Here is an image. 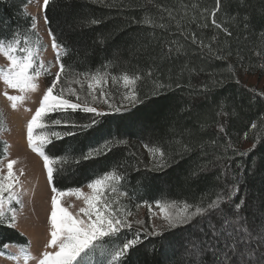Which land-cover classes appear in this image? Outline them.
<instances>
[{
    "label": "trees",
    "instance_id": "trees-1",
    "mask_svg": "<svg viewBox=\"0 0 264 264\" xmlns=\"http://www.w3.org/2000/svg\"><path fill=\"white\" fill-rule=\"evenodd\" d=\"M27 2L0 0V37H7L17 30L29 34L32 19L23 11ZM181 3L208 9L215 6V0H155V4L148 3V0H105L104 4L91 0H51L46 12L44 10V17L46 14L50 21L46 25L58 40L69 43L71 51L62 59L73 71H95L103 63L113 61L109 69L111 73H145L152 68L154 78L159 76L164 83L172 85L171 90H165L163 95L152 96L153 79L145 77L139 82L141 96L147 95L149 99L138 106V115L144 119L136 123L127 119L128 112H109L101 117L80 110L53 113L54 118L81 124L95 118L98 123L76 136L53 140L52 144L45 146L50 157H67L69 160V163L54 166L52 187L62 191L82 188L119 166L125 176L120 190L126 193L123 203L128 211H134L138 204H151L161 198L189 203L203 198L207 202L226 184H231L234 175H239L238 165L251 169V159L256 158L260 167L255 176H247V184L253 192L257 189L264 192V97L242 82L244 76L264 78V0H226V7L216 19L231 31V36L215 29L210 20L206 29L195 25L189 29L203 37L206 43L211 42L213 49L222 48L225 54L230 51L231 55H226L225 59L213 58L207 49L201 53L189 43L187 55L162 60L161 51L166 41L177 37L138 22L146 12L157 17L161 15L156 5L178 9ZM107 4L114 6L108 7ZM92 17L102 23L80 26L84 18ZM246 22L248 27H245ZM213 36L219 44L211 41ZM185 64L188 69H184ZM177 83L181 87L177 88ZM205 85L207 90H204ZM61 86L67 87L66 84L58 85L57 93ZM72 87L80 91L81 103L84 100L93 103L87 96L86 85L83 91L76 85ZM105 91L111 95L110 102L119 104L116 89L109 87ZM70 99L75 102L74 97ZM221 105L229 116L223 115ZM94 106L108 112L102 101L95 102ZM253 122L257 124L256 129H251ZM220 125L224 126V132L219 131ZM56 130L63 131L64 126H57ZM115 137L127 139L128 145L93 160L75 162L82 153ZM254 141L258 146L248 157L237 155V152L251 150ZM145 143L161 145L179 160V164L165 173L148 171L146 165L150 162L143 147ZM229 144L233 147H227ZM185 146L189 151L184 152ZM176 153H183V158ZM3 157L4 143L0 140V161ZM201 168L204 171H199ZM193 171H198V175L193 177ZM138 231L142 244L138 251L130 253L125 264H181L189 259L185 247L191 237L183 229H166L162 237H146L149 230L136 225L131 230H123L118 239L106 241V244L119 246ZM3 243L28 244L17 230L0 228V244ZM0 251L5 249L0 247Z\"/></svg>",
    "mask_w": 264,
    "mask_h": 264
},
{
    "label": "snow or ice",
    "instance_id": "snow-or-ice-1",
    "mask_svg": "<svg viewBox=\"0 0 264 264\" xmlns=\"http://www.w3.org/2000/svg\"><path fill=\"white\" fill-rule=\"evenodd\" d=\"M50 2L51 0H43L42 8L45 12ZM91 2L104 4L105 0H91ZM148 3L155 4V0H148ZM106 6L112 7L114 4ZM156 7L161 15L157 17L146 12L138 23L152 29H162L170 36L177 37L166 41L165 48L161 51L162 60L187 55L189 43L199 48L201 53L207 49V53L217 60L231 55L230 51L225 54L222 48L213 49L211 42L206 43L205 39L198 37L195 31H189L192 25L206 29L210 20L215 29L231 36V31L216 19L217 14L226 7V0H215V6L211 9L183 3L178 9L165 8L161 5H156ZM44 19L46 24H50L46 14ZM32 20L31 28L35 29V17ZM100 23L102 21L94 17L84 18L80 26L90 27ZM245 27H248L247 22ZM48 36L51 39V47L56 54L55 63L58 66L54 74L51 73V66L46 65L41 58L43 45L39 37L33 41L28 34L19 30L11 32L7 37H0V56L7 61V67L0 68V82L5 85L6 89L20 93V95H9L7 91L3 93L12 109L15 110L18 104L26 99L27 93H34L38 90V80L42 75H54L51 84L39 101V107L26 126L28 148L43 160L48 182L51 185L56 170L54 166L69 163V160L67 157H50L44 150L45 146L52 144L53 140L76 136L78 132H85L98 123L95 118H92L89 122L81 124L64 118H54L53 113L80 110L93 114V117H101L108 115L109 112H128L130 115L127 119L136 123L144 119L138 115L140 111L138 106L144 105L145 100L149 99L147 95L141 96L138 88L139 82L145 77L153 79L152 96L163 95L165 90H171L172 85L164 83L159 76L154 78L152 68L145 73L127 71L111 73L109 69L113 66V61L103 63L95 71L75 72L62 59L71 51L69 43L58 40L51 29L48 31ZM211 41L219 44L216 36H213ZM100 42L103 43V40ZM184 69H188L187 64L184 65ZM229 70L231 71V66ZM64 84L67 87L61 86V90L57 93L55 91L57 86ZM72 85L78 86L81 91L86 85L87 96L91 97L93 103L90 104L87 100L81 103V93ZM109 87L117 90L120 96L119 104L110 102L111 95L105 91ZM176 87L179 88L181 85L177 83ZM204 90H207V85L204 86ZM257 95L264 97V93ZM70 97H74L75 102ZM97 101H102L107 106L108 112L95 107L94 104ZM134 109L136 111H133ZM221 109L223 111V105ZM223 115L229 116L230 114L223 111ZM61 125L64 126V130H56L57 126ZM256 128L257 124L253 122L251 129ZM36 129L43 131L36 133ZM0 130H3L2 124H0ZM219 131H225L223 125H220ZM245 138H247V133H245ZM128 143L127 139L119 137L106 140L102 145L82 153L75 162L78 164L81 161L107 155L113 149L127 146ZM257 146V142L254 141L251 150L237 152V155L248 157ZM143 147L148 153L150 165H146V168L150 172L165 173L173 165L179 164V160L166 152L159 144L145 143ZM227 147L232 148L233 146L229 144ZM187 151L189 148L185 146L184 152ZM176 155L183 158V153H176ZM16 163V160H10L7 163V174H2L3 169L0 168V228L14 229L17 226L15 205H20L21 209L23 207L17 194L21 182L13 172V166ZM251 165V169L238 165L239 175H234L233 182L226 184L224 189L217 192L215 197L208 199L207 202L203 198L196 203L161 198L154 201L155 209L158 210L155 213L153 205L145 203L144 206L149 209V218L156 216L163 222L159 227L153 226L151 231L145 233V236L162 237L165 229H183L188 232L191 239L185 247V255L189 259L182 261L181 264H264V192L257 189L255 192H260L257 195L248 188L247 176H255L260 163L256 158H252ZM199 171H204V169L201 168ZM21 174H23L22 170ZM197 175L198 171L192 172L193 177ZM124 179L125 176L117 166L87 183L88 192L80 188L62 191L53 186L54 195L51 199V213L48 217L50 238L45 245L46 250L40 254L39 258H36L31 254L29 245H21L18 254L13 255L0 251V256L22 261V264H30V261L34 259L36 264H89L99 249L106 264H125L130 253L134 250L138 251V246L142 244L139 231L132 238L125 239L116 248L103 249L99 243L105 238L118 239L123 230L132 229L133 225L129 220L132 212L122 206L119 199L126 193L118 191L117 187ZM70 194L82 201L83 206L76 212H70L67 208L59 206L58 197ZM139 207L141 205L138 204L137 208ZM136 223L143 225V221H136ZM0 247L7 250L13 245L3 243Z\"/></svg>",
    "mask_w": 264,
    "mask_h": 264
},
{
    "label": "rangeland",
    "instance_id": "rangeland-1",
    "mask_svg": "<svg viewBox=\"0 0 264 264\" xmlns=\"http://www.w3.org/2000/svg\"><path fill=\"white\" fill-rule=\"evenodd\" d=\"M43 0H28L23 11L32 19L35 17V29L30 28L29 36L35 41L37 37L42 42L43 49L41 51V58L46 65L51 66V73L54 74L58 70L55 63V52L51 47V39L48 36V28L44 19V10L42 8ZM33 23V20H32ZM32 25V24H31ZM7 61L3 56H0V68H6ZM54 75L45 74L38 80V90L34 93H27L26 99L18 104L15 110L12 109L10 102L3 95L5 91L9 95H20L19 92L6 89L5 85L0 82V124L3 130H0V140L4 143V157L0 161V168L3 169L2 174H7V163L10 160H16L17 163L13 166V172L19 177L20 186L18 189V196L22 204L15 205L17 207V226L14 228L21 233L30 246L31 254L39 258L40 254L46 250L45 245L50 238L48 235L49 225L48 217L51 213V199L54 193L52 192V185L48 182L47 172L43 165V160L40 156L33 153L27 144V122L31 119L36 109L39 107V101L42 98L44 91L51 84ZM242 82L256 90L258 93H264V78L257 76H244ZM16 117L19 119V124L15 123ZM18 126L23 128L24 142H20L17 137ZM42 129H36L35 132L39 133ZM248 147V145H245ZM21 170L22 173L21 174ZM118 191L120 185L117 186ZM84 192H88L86 185L80 188ZM7 195V194H5ZM115 195V194H112ZM59 206L67 208L70 212H76L83 206L82 201L77 200L74 195H65L58 197ZM120 203L124 206L123 200L125 195L121 196ZM153 212H158L155 209L154 203ZM148 207L141 205V207L132 211V216L129 220L133 226L140 225L136 221H143V227L151 231L153 226H161L162 221L153 216L151 219ZM166 230V229H165ZM114 238H105L99 242L103 249H112L118 246L106 244ZM107 241V242H106ZM19 246L13 245L5 250L10 254H18ZM52 251V249H48ZM0 264H22V261L10 260L7 256H0ZM30 264H36V260L30 261ZM89 264H106L105 258L101 256L100 250L96 252L94 257L89 261Z\"/></svg>",
    "mask_w": 264,
    "mask_h": 264
},
{
    "label": "bare ground",
    "instance_id": "bare-ground-1",
    "mask_svg": "<svg viewBox=\"0 0 264 264\" xmlns=\"http://www.w3.org/2000/svg\"><path fill=\"white\" fill-rule=\"evenodd\" d=\"M15 123L19 124V119L16 117L15 119ZM23 128H21L20 126H18V133H17V137L20 140V142H24L23 137H24V133H23Z\"/></svg>",
    "mask_w": 264,
    "mask_h": 264
}]
</instances>
